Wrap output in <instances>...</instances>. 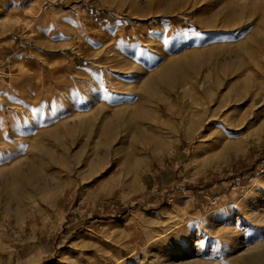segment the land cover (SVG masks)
I'll use <instances>...</instances> for the list:
<instances>
[{"label": "rangeland", "instance_id": "1", "mask_svg": "<svg viewBox=\"0 0 264 264\" xmlns=\"http://www.w3.org/2000/svg\"><path fill=\"white\" fill-rule=\"evenodd\" d=\"M262 182L264 0H0V264H228Z\"/></svg>", "mask_w": 264, "mask_h": 264}, {"label": "bare ground", "instance_id": "2", "mask_svg": "<svg viewBox=\"0 0 264 264\" xmlns=\"http://www.w3.org/2000/svg\"><path fill=\"white\" fill-rule=\"evenodd\" d=\"M228 10H229V12L227 14H232V12H233V14L235 13V9L232 6L229 7ZM230 46H232V44ZM143 70H144L143 72L146 71L145 69H143ZM177 70L178 69L176 67V63L170 65L169 68L167 69V74H166L167 77L166 78H167V80L169 79L168 83H169L170 86L174 85V84H177L178 81L179 82L181 81V77H182L183 73L177 72ZM146 73H148V72L146 71ZM190 73H191V70H190ZM194 77H195V75H194ZM195 78H197V77H195ZM148 87L152 88L153 87V83L149 82L148 83ZM175 87L176 86H174V88ZM185 91H186V89H185ZM184 93H186V92H184ZM256 180H257V182H261V180L258 179V177L256 178ZM261 185L264 188V182H262ZM250 197H251V202H254V204H255L254 206L255 207L254 208H250V207H248V205L244 206L245 207L244 212H245V214H248V212H253V213H251V215L253 214V217H251V216L250 217L252 218V221H256L259 224L257 228H260L263 231V234L260 236L261 239H260L259 242L254 243L252 246H248V248H245L246 250L244 252H241V253L235 255V253H233L232 250L225 251L224 254L221 255V256H223L226 259H230L228 264H264V192H263V194L262 193L259 194V192L254 191L253 194L250 195ZM248 202H250V201H248ZM184 218H185L184 216L179 217V219H177V222H175L174 225H172L170 228H168L167 234L169 232L170 233L173 232V235H171L172 238L164 239L163 246L161 248L159 247L158 249L155 248L156 250H154L155 252H153V255H152V257H153L152 259L153 260L150 261V264H213L214 263V260L216 258L214 259V257L211 255V253H212L211 250H208L206 248L205 249L204 248H200V247H197L196 251L195 250H190L184 245L183 242L179 241V240H182L184 238L182 236V234H184V233L183 232L182 233L181 232L178 233L177 229H179V224L184 221ZM210 229L211 228H209V230ZM227 231H229L228 228L226 229V232ZM246 231H247L246 229H240L238 232L234 231L231 234V237L227 239V241L228 240L230 241L231 239H235L240 234L247 233ZM155 240H157V239H154L153 241H155ZM171 244H173V246H175V247L174 248L170 247ZM231 246H232L231 247L232 249L236 248L235 247L236 245H231ZM150 250H149V252L152 251V250L151 251ZM171 250L176 251V253L170 252ZM167 252H170L171 256L166 261L159 260V262H157V263L153 262L156 259H160V257L163 256V254H165ZM235 252L237 253V252H239V250H237ZM180 253H182L183 255H187V254H191V253H194V254L189 259L180 260L181 258L180 259L176 258L177 254H180ZM134 255H136V254H134ZM132 256H133V254H132ZM118 260L119 259H117L116 261H113V263H117ZM178 260H180V261H178ZM113 263H111V264H113Z\"/></svg>", "mask_w": 264, "mask_h": 264}, {"label": "crops", "instance_id": "3", "mask_svg": "<svg viewBox=\"0 0 264 264\" xmlns=\"http://www.w3.org/2000/svg\"><path fill=\"white\" fill-rule=\"evenodd\" d=\"M100 92H102L101 89L98 91V94H100ZM88 95H90V96H89L90 98L92 97V92H91V90H90V93H89ZM88 99H89V98H79V97H77V96L75 95V96H73V100L71 101V103H69V105H72V108H77V105L79 104L80 106H82V107L84 108V107L87 106V104H88V102H89ZM70 107H71V106H70ZM34 122H37V124H38V119H35ZM31 123H32V122H31ZM32 125L34 126L35 124L32 123ZM35 126H36V125H35ZM27 128H30V127L28 126Z\"/></svg>", "mask_w": 264, "mask_h": 264}]
</instances>
